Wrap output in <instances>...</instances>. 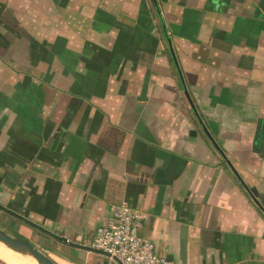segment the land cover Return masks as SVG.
I'll list each match as a JSON object with an SVG mask.
<instances>
[{
	"label": "crops",
	"instance_id": "1",
	"mask_svg": "<svg viewBox=\"0 0 264 264\" xmlns=\"http://www.w3.org/2000/svg\"><path fill=\"white\" fill-rule=\"evenodd\" d=\"M251 189L264 0H0V203L92 247L127 201L176 264H264ZM0 217L58 264H116Z\"/></svg>",
	"mask_w": 264,
	"mask_h": 264
},
{
	"label": "built area",
	"instance_id": "2",
	"mask_svg": "<svg viewBox=\"0 0 264 264\" xmlns=\"http://www.w3.org/2000/svg\"><path fill=\"white\" fill-rule=\"evenodd\" d=\"M143 219L144 213L127 201L112 204L110 219L97 228L92 247L116 264H176L141 235Z\"/></svg>",
	"mask_w": 264,
	"mask_h": 264
},
{
	"label": "water",
	"instance_id": "3",
	"mask_svg": "<svg viewBox=\"0 0 264 264\" xmlns=\"http://www.w3.org/2000/svg\"><path fill=\"white\" fill-rule=\"evenodd\" d=\"M223 153V151L221 150ZM232 169L235 171L234 167L231 166ZM251 193L253 194V198L257 202V204L260 206V208L264 212V206L261 205L256 198V189H251ZM0 209L2 211H5L6 213H9L10 215L14 216L15 218L27 223L28 225H31L32 227L36 228L37 230L45 233L46 235H49L51 237L60 239L61 237L57 235L56 233L52 232L51 230L45 228L41 224L29 219L28 217L22 215L21 213L7 207L6 205L0 203ZM2 222V221H1ZM64 239V241H67L69 244L78 247V248H83V249H89V250H98L94 247L90 246H84L80 245L78 243H75L74 241L70 239ZM0 242L5 244L8 248L14 250L15 252H18L22 255H29L33 257L38 264H58L54 259L51 258L49 254H47L45 251L41 250L38 246H35L31 240L26 238L23 235H20L19 233L15 232L12 230L11 227L6 225L5 223H0Z\"/></svg>",
	"mask_w": 264,
	"mask_h": 264
},
{
	"label": "bare ground",
	"instance_id": "4",
	"mask_svg": "<svg viewBox=\"0 0 264 264\" xmlns=\"http://www.w3.org/2000/svg\"><path fill=\"white\" fill-rule=\"evenodd\" d=\"M0 253L7 256L10 260H14L13 262L15 264H25L24 262L26 261V259L24 257L28 258L31 262L38 264V262L33 257L29 255H22L18 252H15L14 250L8 248L7 246H5V244H2L1 242H0Z\"/></svg>",
	"mask_w": 264,
	"mask_h": 264
},
{
	"label": "rangeland",
	"instance_id": "5",
	"mask_svg": "<svg viewBox=\"0 0 264 264\" xmlns=\"http://www.w3.org/2000/svg\"><path fill=\"white\" fill-rule=\"evenodd\" d=\"M1 218H2V217H0V219H1ZM6 223H7V222H6ZM7 224L10 225V222H8ZM10 226H11V225H10ZM12 227L14 228V226H12ZM15 230H17L18 232H20V235H23V236H25L26 238H28L29 240H31V242H32L35 246H38L41 250L45 251V247H44V245L38 242V240L36 239L37 237H31V236L26 235L25 233H23V232L19 229V227H18L17 229H15ZM31 238H34V239L32 240ZM45 252L47 253V251H45ZM47 254H48V253H47ZM61 263H62V262H61Z\"/></svg>",
	"mask_w": 264,
	"mask_h": 264
},
{
	"label": "flooded vegetation",
	"instance_id": "6",
	"mask_svg": "<svg viewBox=\"0 0 264 264\" xmlns=\"http://www.w3.org/2000/svg\"><path fill=\"white\" fill-rule=\"evenodd\" d=\"M0 211H1V209H0ZM0 223H2V222H1V219H0ZM38 241H39V240H38Z\"/></svg>",
	"mask_w": 264,
	"mask_h": 264
}]
</instances>
